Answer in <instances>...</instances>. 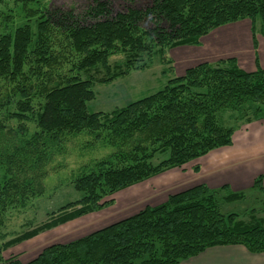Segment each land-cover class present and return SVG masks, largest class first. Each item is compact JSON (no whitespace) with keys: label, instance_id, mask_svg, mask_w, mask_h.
Masks as SVG:
<instances>
[{"label":"trees","instance_id":"1","mask_svg":"<svg viewBox=\"0 0 264 264\" xmlns=\"http://www.w3.org/2000/svg\"><path fill=\"white\" fill-rule=\"evenodd\" d=\"M9 1L20 7L25 21L0 33V80L10 86L9 92H0V111L19 123L13 129L0 122V168L5 171L0 181V227L8 208H24L29 199L43 194V168L65 136H104L116 151L74 181L78 200L7 241L0 252L103 210L118 192L231 147L239 120L234 127L223 126L221 113L239 114L246 108L252 117L241 125L264 121V69L257 63L250 72L235 58L198 64L168 80L158 92L110 114L88 111L95 99L92 80L58 74L67 55L74 54L78 60L72 69L82 73L100 67L106 78L99 83L106 84L131 70L145 69L144 59L150 63L157 56L167 63L166 50L198 47L211 32L244 20L250 21L256 44L258 21L264 35V0H152L143 9L115 13L107 2L93 0L83 14L40 8V0H0V7ZM1 19L6 27L12 24L9 15ZM116 54L127 57L113 73L108 59ZM34 100L42 102L36 113ZM30 116H35L37 130L28 137L24 124ZM263 178L255 179L253 189L264 195ZM221 191L226 203L247 197L227 186ZM221 191L196 185L85 237L47 246L27 263L17 258L3 262L0 256V264H179L207 249L227 246L263 254L264 215L246 222L238 214L222 213Z\"/></svg>","mask_w":264,"mask_h":264},{"label":"rangeland","instance_id":"2","mask_svg":"<svg viewBox=\"0 0 264 264\" xmlns=\"http://www.w3.org/2000/svg\"><path fill=\"white\" fill-rule=\"evenodd\" d=\"M103 1L108 3L114 13L125 11L131 7L143 9L152 3V0H136L134 4H131L129 0ZM91 4H93V0H40L39 7L57 8L63 11L73 10L76 14H83ZM6 15L11 16L12 24L9 27H6L1 19V16ZM23 17L24 13L19 6L14 5L12 1L7 2L5 6L0 7V33L11 32L10 29H16L18 25L25 21ZM32 30L35 32L33 25ZM254 36L256 44L253 43L250 21L244 20L230 24L203 37L198 47L186 46L166 50L165 61L167 63L161 62L157 56L150 63L147 62V59H144L145 69L131 70L126 75L120 76L106 84L99 83L100 80L106 78L104 69L100 67L82 73H78L74 68L72 69L78 58L67 51V54H71L72 57L67 55V61L62 65L58 74L67 77L78 75L81 79L92 80V90L95 93V99L88 104V111L90 113L110 114L131 102L141 100L158 92L167 84L168 80L182 76L184 73V70H181L183 55H186L187 52L190 55H187V57L192 58L195 54L197 64L205 63V61L213 64L219 60L237 57L238 66L243 70L245 69V71L253 70L256 63L264 69V35L261 33L260 21L255 25ZM58 40L61 39L58 38ZM126 57L124 54H116L109 57L108 64L110 69H113V73L119 72L118 70L116 72L115 67L117 64L124 62ZM141 65L138 64L137 67ZM24 74L30 77L28 67H25ZM31 80L38 83V80L33 77H31ZM8 89H10V86L5 81L0 80V92L7 93L10 91ZM41 103L40 100H34L35 113ZM10 109L13 110L14 108ZM244 109L239 114L227 111L221 113L220 116L224 123L219 118L223 126L230 127H234V121L239 120L237 122L239 127L235 128L232 137L234 143L232 151L234 154L226 155L224 151H228V149L221 148L210 152L202 160L191 162L182 169L170 170L118 192L109 198V200H112V204L103 210L42 232L33 239L7 250H2L0 252L2 261L5 262L10 258H17L22 263H27L33 260L47 246L69 243L133 216L145 207L163 204L170 195L196 185H205V181L209 177L207 172H205L206 168L212 169V171L218 170L220 167L224 169L225 167L223 166H226L228 162V164H231L232 162L230 161L237 159L238 162L232 166L233 168H243V172H241L242 181H240L243 185L240 192H244L247 197L241 201L226 203L223 202L226 193L221 191L225 185L216 189L221 191L220 195H222L220 197L221 200H219L221 212L224 214H238L241 220L246 222H249L252 216L254 218L262 217L264 215L262 206L264 195L253 189V183L259 176L264 175V149L255 154L248 153V157L242 156L243 152L247 153L246 149L249 146L244 145V139L239 140V133H249L248 128L250 126H255V124L264 125V121L249 120L247 125H241L244 123L240 122L247 121L248 118L251 119L252 117L251 111ZM6 114L7 111H0V122L9 128L15 129L18 127L19 123L8 119ZM34 119L35 116H30L29 120L24 124L28 137L32 136L37 130ZM250 132L252 133V131ZM254 134L257 135L255 132L252 133V136H255ZM103 137L96 139L95 135L83 132L78 135L65 136L61 140L60 145L53 147L51 158L43 168V194L29 199L24 208L17 206L8 208L5 211L2 217V227H0V247L7 241L46 223L52 214H56L62 207L79 199V194L74 190V181L81 175L89 173L95 163L107 159L116 151L105 143ZM221 152L224 156H220ZM213 154H217L215 155L216 159L208 161L210 157H213ZM225 156L230 158L224 159ZM164 158L165 156L159 157L157 163ZM232 158L234 160H230ZM221 160H223L222 163H219ZM201 167H203L202 173L200 172ZM195 168L200 169L195 172ZM225 171L227 172V169L220 171V176L224 175ZM4 173V169L0 168V181H2ZM234 175L235 170L232 176L229 175L224 178L228 179L231 177L232 179ZM251 178H254V180ZM250 182L252 183L250 184Z\"/></svg>","mask_w":264,"mask_h":264},{"label":"crops","instance_id":"3","mask_svg":"<svg viewBox=\"0 0 264 264\" xmlns=\"http://www.w3.org/2000/svg\"><path fill=\"white\" fill-rule=\"evenodd\" d=\"M187 55L190 56L189 52H187L186 55H183L184 58L182 60L183 64H182L181 70H184V71L187 70L188 68H191L192 66L198 65L197 64L198 62H196L197 57L195 56V54L193 55L195 58L194 57H192V58L187 57ZM217 55H219V54H217ZM236 60L238 61V59H236ZM207 62H209V61H205V63H207ZM255 68H256V64H255L254 69L249 70V72L254 71ZM248 131H249V133H243V134L239 133L240 134L239 140L244 139V145L249 146L246 149L247 153H245V152L242 153V156H245V157H248V153L255 154V153L262 151V149H264V125H260V124H255V126L252 125V126H250V128H248ZM250 131H252V133L256 132L257 135L254 134L255 136H252V133ZM233 146H234V143L232 141L231 147L224 148V149H228V151H224V152H226L225 153L226 155L234 154V152L232 151ZM222 152L220 153V156L223 155ZM217 154H219V153H217ZM217 154H213L212 155L213 157H210V159L208 161H212V160L216 159L215 155H217ZM206 157L207 156H205V158ZM225 158H230V157L225 156L224 159ZM199 160H202V159H199ZM223 160L219 161V163H222ZM230 160H234V159L232 158ZM237 160L230 161V162H232L231 164H228L229 163L228 162L226 166H223V167H225L224 169H222L220 167L218 170L216 169L215 171H212V169L206 168L205 172H207L209 177L206 179L205 185L211 190H216V189L225 185L232 192H240L242 189L241 186L243 185L240 182V181H242V177H241L242 173L241 172H243L242 171L243 168H241V167L233 168V166H232L233 164L238 162ZM221 169L222 170L227 169V172L225 171L226 173H224V175L220 176L219 173H220V171H222ZM200 170H201L200 172L202 173L203 167H201ZM234 170H235V175L233 176L232 179H231V177L228 179L224 178V177L227 178V176H229V175L232 176ZM254 178H251V179L254 180ZM251 183L252 182H250V184ZM262 186L264 189V178L262 181ZM179 264H264V253L258 254V255H253V254L248 253L243 247H239V246L215 247V248L207 249L204 252H202L201 254H199L193 258L187 259L186 261H182Z\"/></svg>","mask_w":264,"mask_h":264}]
</instances>
